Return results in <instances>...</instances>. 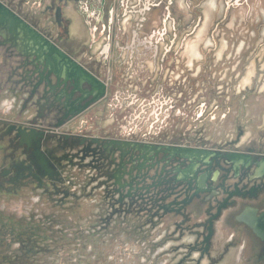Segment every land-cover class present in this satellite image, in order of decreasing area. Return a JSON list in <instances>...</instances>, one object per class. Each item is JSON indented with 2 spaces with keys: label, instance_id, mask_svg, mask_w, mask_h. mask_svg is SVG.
Segmentation results:
<instances>
[{
  "label": "flooded vegetation",
  "instance_id": "flooded-vegetation-1",
  "mask_svg": "<svg viewBox=\"0 0 264 264\" xmlns=\"http://www.w3.org/2000/svg\"><path fill=\"white\" fill-rule=\"evenodd\" d=\"M0 1L85 68L89 69L73 54L80 45L84 47L83 56L98 57L105 69V73L89 69L105 85L104 94L96 101L92 95L83 96L69 82L55 88L45 87L42 82L34 89L38 73H32L33 68L25 66L24 58L14 49L0 45L3 56L0 90L11 94L12 99L6 98L3 106L9 113L16 104L24 118L23 121H0V192L21 197L20 214L26 195L32 204L26 211L28 219L34 216L40 220L45 217L43 207L50 202L57 210L73 213L75 202L89 200L95 204L91 193H97L105 206L110 207L108 215L112 214L120 225H125L128 217L140 216L144 218V225L160 228L153 239L161 235L159 239L168 244L163 264H185L194 253L200 260L203 256L215 259L216 254L221 257L235 244L247 261L264 264V149L237 150L230 148L231 144L219 147L193 144L201 139V134L190 133L197 131L185 122L184 109L195 103L200 93L193 92L190 96L193 100H186L183 68L178 67L183 73H174V65L172 69L166 66L172 73H163L164 69L159 70L154 64L158 54L164 61L172 51L177 34L174 33L175 18L170 17L171 7L183 8L182 0ZM216 8L215 0L205 6L204 25L196 30L194 40L186 41L184 53L191 67L202 55L200 43ZM155 10H159L157 25H153L150 17ZM168 25L173 32L165 38ZM45 29L58 39L65 38L68 49ZM223 46L226 48L221 42L218 57L225 49ZM137 61H144L140 68L148 73H136L137 64L140 66ZM112 63L121 65L124 73H113ZM163 78L167 80L161 88ZM168 78L178 84L170 87ZM82 89L89 87L83 85ZM65 103L69 106L65 107ZM84 105L79 112L78 108ZM196 105L194 121H201L207 106L201 100ZM89 113L91 116L84 121L83 117ZM93 119L99 121L96 128L89 124ZM85 126L93 132L82 134ZM39 132H42L41 139H38ZM123 141L148 144L154 152L144 160L137 152L119 150ZM48 142L54 154L49 152ZM177 147L239 153L247 158V164L236 170L221 156L209 158L206 165L194 164L172 156L170 152ZM192 169L197 171L198 179L205 178L204 186L197 185L196 179L184 178L185 172ZM75 171L84 173L82 183L75 180ZM191 217L195 221L188 224ZM167 221L172 224H166ZM5 222L12 220L7 218ZM253 225L262 227L260 234L254 232ZM186 229L192 241L187 252L173 263L180 246L171 247L170 243L179 242ZM36 232L26 224L21 227L19 243L26 246V251L33 250ZM219 237L225 245L220 252L210 255Z\"/></svg>",
  "mask_w": 264,
  "mask_h": 264
},
{
  "label": "rangeland",
  "instance_id": "rangeland-1",
  "mask_svg": "<svg viewBox=\"0 0 264 264\" xmlns=\"http://www.w3.org/2000/svg\"><path fill=\"white\" fill-rule=\"evenodd\" d=\"M210 1L182 0L183 8L171 7L170 17H174L176 21L174 32L177 34L176 39L172 51L167 54L164 61L158 54L154 64L159 70L164 69L163 73H172L165 69L166 66L172 69L174 65V73H183L178 67L183 68L186 81L182 87L185 90L183 97L186 100H193L190 99L193 92L200 93L195 103L186 105L184 109L187 115L185 122L197 131L190 133L201 134V139L193 141V144L204 143L210 147L231 144L229 147L237 150H245L247 147L262 150L264 149V0H215L218 9H213L214 14L209 19L203 43H200L202 55L191 67L186 62L185 44L187 40H194L196 30L204 25L206 21L204 8L210 5ZM158 15L159 10L152 12L150 17L154 21L153 25L158 24ZM167 29L169 31L165 38L173 32L169 25ZM45 31L68 49L69 43L65 38L58 39L49 29ZM221 42H224L226 48L218 57L216 53ZM169 43L171 44L172 40ZM161 48L160 46V50ZM82 50L84 47L78 46V50L76 48L73 53L74 56L81 58L82 63L93 72L105 73L98 57L96 59L91 52L88 53L91 57L83 56ZM137 63H140V66L137 64L136 73H148L147 70L140 68L144 65V61ZM120 66L112 63L110 69L113 73H124L123 67ZM1 68L0 63V70ZM250 69L253 73L252 82L245 87L241 85V80ZM174 83L177 85L178 81ZM6 98L10 100L11 94H4L0 90V121L3 119L23 121V115H20L16 104L14 109L7 113L3 106ZM200 100L206 103V111L204 114L201 109V121H194V115L198 111L196 104ZM88 116H91V113L85 114L84 121ZM98 122L93 119L89 124L96 128ZM92 132L89 131V126L82 128V134ZM47 144L49 152L54 154L55 150L51 148L50 142ZM73 175L77 182L82 183L85 180L83 172L75 171ZM93 196L96 199L95 204L89 200H79L75 202L73 213L65 209L57 210V207L53 208L50 202L43 207L44 218L37 220L36 217L31 216L29 220L26 211L32 204L28 195L25 196L26 201L21 207L22 214H20L18 209L21 197L18 194L0 192V227L4 229H0V264L164 263L168 244L163 242V238L159 239L161 235L153 239L160 228L152 229L144 225V218L140 216L128 217L126 224L120 225L112 214L108 215L110 207L105 206L99 194L91 193V197ZM7 218L12 222L6 223ZM194 221L195 218L191 217L188 224ZM167 223L172 224L171 221ZM25 224L38 231L34 236L37 242L34 248L32 247V251H26V246L19 243L20 229ZM183 232L179 242L170 243L171 247L180 246L172 259L173 263L175 258L187 252L188 244L192 241L188 229ZM224 242L219 237L210 255L220 252L225 245ZM238 247H241V244ZM195 254H192L185 264H252L245 259L244 254H239L236 244L228 248L227 253L221 257L219 253L216 254L215 259L203 256L200 260Z\"/></svg>",
  "mask_w": 264,
  "mask_h": 264
},
{
  "label": "water",
  "instance_id": "water-1",
  "mask_svg": "<svg viewBox=\"0 0 264 264\" xmlns=\"http://www.w3.org/2000/svg\"><path fill=\"white\" fill-rule=\"evenodd\" d=\"M0 45L8 46L16 51L17 55L24 58V65H30L32 73H38L39 80L34 85L37 88L42 82L45 87L55 88L61 84L68 82L84 95H92V100L99 99L105 91V85L102 81L93 76L91 71L85 68L77 60L73 59L58 45L43 35L40 31L34 28L31 24L25 21L22 17L12 11L9 7L0 1ZM52 79L55 83L52 84ZM83 85H87L89 89H82ZM35 91V90H34ZM82 96V97H83ZM59 100V99H58ZM79 101V100H78ZM64 106H69L65 103ZM71 106V105H70ZM85 107L82 106L78 111ZM79 111V112H80ZM42 132H39L41 139ZM119 150H127L137 152L139 158L148 159V156L154 152L153 146L137 142L123 141L118 147ZM156 150L155 152H157ZM125 152H122L124 154ZM172 156L182 157L184 159L202 165L209 163V158L214 159L221 156L227 162L232 163L233 168L237 170L239 166L247 164V158L239 153H224L218 151H209L205 149H190V148H173L170 152ZM43 159L49 161L42 153ZM197 171L193 169L185 172V179H196L197 185L204 186L205 178L196 176ZM237 220L240 218L237 217ZM254 232L260 234V229L253 225Z\"/></svg>",
  "mask_w": 264,
  "mask_h": 264
},
{
  "label": "bare ground",
  "instance_id": "bare-ground-1",
  "mask_svg": "<svg viewBox=\"0 0 264 264\" xmlns=\"http://www.w3.org/2000/svg\"><path fill=\"white\" fill-rule=\"evenodd\" d=\"M207 9V8H206ZM202 32V31H201ZM196 41H198V40H196ZM188 44H190V43H188ZM193 44V43H192ZM191 45V44H190ZM189 45V46H190ZM195 45H196V42H195ZM198 45V44H197ZM207 46V45H206ZM224 47V46H223ZM223 47H221V48H223ZM190 48V47H189ZM225 48V47H224ZM190 50H191V48H190ZM219 50V49H218ZM223 50V49H222ZM196 51V50H195ZM189 52V51H188ZM188 52H187V54H188ZM222 52V51H221ZM194 53V52H193ZM199 53V52H198ZM195 54L196 55H198L197 54V52H195ZM193 55V54H192ZM191 55V56H192ZM195 56V55H194ZM196 57V56H195ZM191 59V58H190ZM252 77H253V73H252V71H251V69L248 71V73H246L244 76H243V78H242V80H241V85H249V84H251V82H252ZM8 107V106H7ZM18 210H20V209H18Z\"/></svg>",
  "mask_w": 264,
  "mask_h": 264
},
{
  "label": "built area",
  "instance_id": "built-area-1",
  "mask_svg": "<svg viewBox=\"0 0 264 264\" xmlns=\"http://www.w3.org/2000/svg\"><path fill=\"white\" fill-rule=\"evenodd\" d=\"M166 78H163L162 79V81L160 82V87L161 88H164L165 87V85H166ZM168 80H169V83L168 84H170V87H172L173 86V84H174V82H172L171 80V78H168ZM175 86V85H174Z\"/></svg>",
  "mask_w": 264,
  "mask_h": 264
},
{
  "label": "crops",
  "instance_id": "crops-1",
  "mask_svg": "<svg viewBox=\"0 0 264 264\" xmlns=\"http://www.w3.org/2000/svg\"><path fill=\"white\" fill-rule=\"evenodd\" d=\"M2 60H3V56H2V54L0 53V63H1Z\"/></svg>",
  "mask_w": 264,
  "mask_h": 264
}]
</instances>
